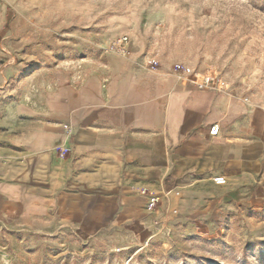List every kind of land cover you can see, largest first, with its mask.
<instances>
[{
    "label": "crops",
    "instance_id": "0c3cea01",
    "mask_svg": "<svg viewBox=\"0 0 264 264\" xmlns=\"http://www.w3.org/2000/svg\"><path fill=\"white\" fill-rule=\"evenodd\" d=\"M145 61L108 55L16 88L12 65L0 67V212L50 209L93 235L140 216L161 192L184 204L208 193L210 208L250 197L264 179V102L183 85Z\"/></svg>",
    "mask_w": 264,
    "mask_h": 264
},
{
    "label": "rangeland",
    "instance_id": "374dc122",
    "mask_svg": "<svg viewBox=\"0 0 264 264\" xmlns=\"http://www.w3.org/2000/svg\"><path fill=\"white\" fill-rule=\"evenodd\" d=\"M121 35L130 38L128 59L140 55L148 69L212 67L228 89L264 102V0H0L9 88L27 76L37 82L39 72L99 67ZM168 194L93 235L50 209L0 212V264H264V179L247 200L212 208L208 193L186 204Z\"/></svg>",
    "mask_w": 264,
    "mask_h": 264
},
{
    "label": "built area",
    "instance_id": "2783aa9c",
    "mask_svg": "<svg viewBox=\"0 0 264 264\" xmlns=\"http://www.w3.org/2000/svg\"><path fill=\"white\" fill-rule=\"evenodd\" d=\"M106 54L115 55L121 58H128L131 53L130 38L128 35H121L113 39L104 49ZM149 66H154L151 61ZM178 81L183 85H191L198 89H211V90H225L228 89L227 83L219 76V74L212 68L208 67L203 71H189L182 67H176L174 70ZM247 100V98H244ZM219 131V125L214 124L209 129V135L215 136ZM213 183L218 186H223L227 183L224 176H216L213 178ZM179 196V192L174 193ZM175 212V211H174Z\"/></svg>",
    "mask_w": 264,
    "mask_h": 264
}]
</instances>
